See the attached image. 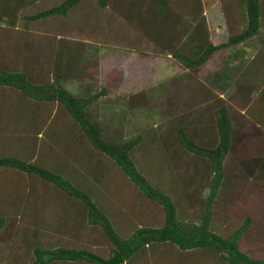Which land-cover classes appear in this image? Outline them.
<instances>
[{
    "label": "trees",
    "instance_id": "1",
    "mask_svg": "<svg viewBox=\"0 0 264 264\" xmlns=\"http://www.w3.org/2000/svg\"><path fill=\"white\" fill-rule=\"evenodd\" d=\"M206 4L0 0V96L11 109L0 115V172L35 177L64 200L39 207L26 187L22 194L0 189V243L19 235L23 264H264V0H218L217 12ZM40 21L46 36L30 30ZM256 37L251 60L228 67L235 51L222 57L225 69L204 74L216 55ZM109 47L154 51L184 74L110 95L120 80L111 72L93 93L94 56ZM69 83L85 84L73 94ZM102 99L120 107L116 118L101 113ZM123 115L151 122L131 137ZM151 150L167 187L143 168ZM239 200L247 210L233 214ZM57 206L68 216L48 223ZM20 217L27 228L18 226ZM83 224L102 233L108 253L79 239L75 246L37 238L47 227L70 239Z\"/></svg>",
    "mask_w": 264,
    "mask_h": 264
},
{
    "label": "rangeland",
    "instance_id": "2",
    "mask_svg": "<svg viewBox=\"0 0 264 264\" xmlns=\"http://www.w3.org/2000/svg\"><path fill=\"white\" fill-rule=\"evenodd\" d=\"M204 2L207 3L206 7L209 9V11H214V10L216 12L219 11L220 6L218 5V0H204ZM210 7L212 8L210 9ZM217 20L215 17L211 16L209 22L210 24L212 23L214 27H216L219 25L218 23L216 24V26L214 25V23H216ZM220 23H221L220 25L223 24V22ZM46 27H48L46 22L43 23V21H40L33 25L31 24L30 30L32 31V34L34 36H46V33L49 32L46 29ZM261 35H264V29ZM259 46H260V37H256L248 40L242 45L236 46V48L234 47L226 51H223V53L216 55L203 69L204 74H206L205 71L219 72L225 69L226 68V66L224 65L225 61L223 60L222 57H225L226 60V57L231 56L233 53H235V51H237L240 54L238 56L239 58L238 60L230 61L228 67L234 66L236 63L241 64L246 60L248 61L251 60L252 57L258 51ZM36 53L41 54L42 50H38L36 51ZM96 53L97 54L96 55L94 54L95 55L94 57L99 59L100 73L92 82L89 80L87 81V84H89L88 87L93 93L100 90V88L106 84V77L111 72H116L118 75H120V80L118 79V81H116L117 86L114 87L113 89L114 92H111L110 95H114L116 93L119 94L137 93L141 90L147 89L148 87L167 82L170 78L174 76L176 77L178 74L179 76L184 74L182 67H180L172 58L156 54L154 51H149L144 53L143 55H140L130 51H123L120 50L119 48L114 49L109 47L106 49L101 48ZM84 84L85 83L77 85L76 83H69L67 85V88L69 89V91H71L74 94L76 93L78 87L79 86L83 87ZM229 91L233 92L234 88L229 89ZM7 101L9 102L6 96L5 97L0 96V102L2 103V108H3L2 110L6 109L3 114L0 112L1 117H4L6 113L10 112L11 110L10 107L8 109L5 107ZM101 101H102L101 108L98 107V109L100 108L101 113L103 112V114H105L108 117L116 118L113 116L116 115L118 111H120V107L103 106V103L106 101L104 99H102ZM12 104H14V102H12ZM127 118L128 117H124V119L122 120V123H124L123 128L126 134L131 137H135L139 133L141 134L142 129L146 127L145 124L147 123L149 124L151 122L146 120V116L133 115L131 120H127ZM162 121H163L162 116L156 117V123H157L156 125H160ZM239 149L240 148L237 147V150L235 151L238 152ZM152 151L153 150L150 151L149 156H145L146 158L141 157V161L144 158L142 161L143 168L147 172H150L149 175L152 181L157 182L158 180L160 184H162L164 187H167L169 182L167 183L165 180L161 179L162 176L160 177L161 175L160 173L163 169V165L158 160V158H157L158 161L157 160L153 161L158 154L154 156V151L153 152ZM151 152L153 154H151ZM143 153L145 154V150L141 152V156H143ZM35 157L36 154L34 155V158ZM43 159L46 162V166L48 167L52 166L53 159L51 155L49 154L45 155ZM115 171L117 172V170ZM22 187H26V191H25L26 194H30V196H33L34 199L37 197L38 199L37 205L39 207L58 204V203L64 204L63 197L58 196L57 193L51 189L50 185L43 183L39 179L32 176L20 175L10 170L0 172L1 191L11 193V191L13 190L14 192L22 194L23 193L21 190ZM35 191L37 192L38 196L34 194ZM57 208L59 207L57 206L53 208V212L47 216L49 218L47 220L48 223L58 222L60 220L65 219L68 216L69 211L66 214L62 213V215H60ZM236 210L239 212L247 210V205L239 200L237 207L233 211V214H235ZM39 214L42 217L44 214H46V211H41ZM40 216L35 217L36 222L40 220ZM18 226L20 227V229L27 228L28 224H26V220L24 218L20 217ZM33 228H35V225ZM44 228L46 230H44ZM44 228L37 233V238L40 239L41 242L43 243L48 244L50 241L51 243L56 244V241H59L62 244L70 245L71 243H73L75 246H77L78 244L81 243V242L79 243V240H81L83 243H86L84 244L86 245V247H90L91 249L97 251L98 253H105V252L108 253L104 248L105 239L103 235H101L102 233H100L99 230L87 231L88 228L84 224L78 227L75 236L70 239L68 238V235H66L63 232L52 233L49 231L50 232L49 233L48 228L47 227ZM20 246H21V241L19 235L14 237V239L12 238V241L9 239L8 241L2 239V242L0 243V256L4 254L3 256V261H5L4 264L24 263V261L27 259V255L25 250L23 248L21 249ZM5 247L7 249V253Z\"/></svg>",
    "mask_w": 264,
    "mask_h": 264
},
{
    "label": "crops",
    "instance_id": "3",
    "mask_svg": "<svg viewBox=\"0 0 264 264\" xmlns=\"http://www.w3.org/2000/svg\"><path fill=\"white\" fill-rule=\"evenodd\" d=\"M212 7H210V9H211ZM207 11H209V9L207 8ZM2 94V93H1ZM5 250H6V253H7V249H6V247H5Z\"/></svg>",
    "mask_w": 264,
    "mask_h": 264
}]
</instances>
